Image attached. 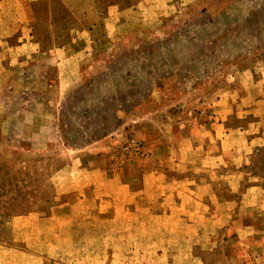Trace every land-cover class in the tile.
<instances>
[{
  "label": "rangeland",
  "instance_id": "rangeland-1",
  "mask_svg": "<svg viewBox=\"0 0 264 264\" xmlns=\"http://www.w3.org/2000/svg\"><path fill=\"white\" fill-rule=\"evenodd\" d=\"M0 264H264V0H0Z\"/></svg>",
  "mask_w": 264,
  "mask_h": 264
}]
</instances>
